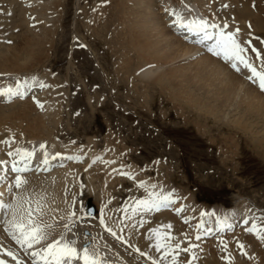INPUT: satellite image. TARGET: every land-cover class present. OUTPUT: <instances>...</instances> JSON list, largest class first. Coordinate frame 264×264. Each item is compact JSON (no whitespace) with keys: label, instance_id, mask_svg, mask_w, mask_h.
I'll list each match as a JSON object with an SVG mask.
<instances>
[{"label":"rangeland","instance_id":"374dc122","mask_svg":"<svg viewBox=\"0 0 264 264\" xmlns=\"http://www.w3.org/2000/svg\"><path fill=\"white\" fill-rule=\"evenodd\" d=\"M59 1H63L60 6V11L63 13L62 19L59 22L60 25L54 36L56 39L53 37L54 41L50 43V45L53 44L54 46L52 45V48H50L51 50L49 49V62L48 59L47 62L45 61V67L44 65V68L37 66L34 70L23 74V77L21 75H15L14 73H7L9 76L7 74L2 76L3 73H0V85L2 82V87L0 86V88L3 89L4 86L15 88L16 86L19 87L21 84L22 86L28 85L30 82L29 84L35 88L36 100L38 99L37 101L42 105V107H38L37 101H29L30 99L28 98L14 101L9 104H0V121L3 118V121L0 122V150L6 149L5 146L7 144L4 143V141H12L13 139L14 143H11V146L20 147V145L23 144L25 147H30H28V150H26L27 148L22 150L30 152L31 150H35V156L31 159H26L21 155L15 156V148L13 149L8 145L7 149H9V151L12 149L11 152H14L12 156L8 155L9 157L7 156L6 160H9V158L11 160L14 158L19 159L23 167H26V165H33L29 171H33L32 175L25 174V172L20 173V175L40 177L42 180H48V176L52 174L55 176L60 169L66 167L69 169L72 168L74 172L77 171L75 173L77 177L73 176L69 179L70 187L66 190V194L64 192L66 206L63 212L65 214L63 213L60 216L55 225V227L58 225L60 229L58 231L59 233L55 236H50L49 240H51H48L49 243L63 237L65 241L72 243L78 248L77 245H75L78 237L76 233L78 231L77 228L86 224L89 217H95L99 213V203L95 200L92 203V199H95V196L86 193L89 189V191L95 193L94 195H102L104 194V190L102 188L96 190L93 188L94 186L90 187L91 185L87 184V180L89 176L91 179L95 178L94 183L95 185L98 183L97 186L99 187H101L100 184L105 181L102 180V182H100L98 179V182H96V179L103 175L102 173L105 171V161L109 162L112 160L107 156L110 151L106 149L111 146L109 142H114L113 146L116 147L114 150L117 152H114V156L117 155L116 163H121L122 165L126 164V168H130L131 166L133 168L136 167L135 170H137L135 172L131 169L126 170L128 171L127 174L130 175L125 178L128 183L123 179L125 183L122 184V182H119L120 179H118L117 181L114 180L113 185L110 180L104 182L106 184H102L104 186L107 185L106 187L109 189L110 201L106 208L109 213L112 212L117 217H122L126 201L132 195L136 196L137 199L139 198V202H142V200L143 202H150L145 206V215H155L156 212L160 213L164 210L174 216L176 214L181 222L191 217L194 220L193 223L195 221L198 222V230H193L194 232L201 231L203 228L202 226H206L210 220L213 219L214 212L217 213L215 219H220L219 213L220 209L223 207L227 210L235 211L232 219H237L236 215H239V220L247 218L243 223L245 221L251 222L254 229L251 227L250 230H252L250 232H246L247 230H245L246 234L244 235H255L259 232V236L261 237L264 232V228L261 226L264 225L263 117L257 118L255 116L246 115L244 110L237 104L241 100V96L236 98V101H233V103H231L232 101L229 103L226 99L220 100L219 102L221 98L217 100L204 98V104H208L210 107L212 106L214 110L210 113L208 112L210 107L203 108L201 112L200 109H195L190 114L182 109L183 106H177V102L172 98L174 95L179 94V90H172V88L175 87L170 83L164 86H156L153 84V81L156 79V75L164 73L170 66L181 68L185 62H194V60L198 58L196 56L198 54H192L189 59L170 63L169 66H163L158 69H155L157 67H153V75L155 77L150 80L143 78L141 74L147 71L148 67L138 68V65L144 61L140 59V55L137 51L135 53L132 50L130 51L127 49L128 44L120 40L122 33L117 32L120 22H118L116 18L111 17L107 20L111 32L115 33L118 38L116 47L119 49H115V52L113 51V44L110 42L112 33L107 32L103 34L101 30V32L97 34L93 30L94 22H90L92 17L94 20H97L98 17L105 18V16H102L101 12H98V10L106 4L105 0H0V53L9 52L11 47H21L23 43L22 40L27 34L46 26L47 22L40 16L42 15L43 9L48 6H53ZM117 1L118 0H116V2ZM202 1L204 2V0ZM205 2L207 5L206 8L211 7L213 3L217 8V13L218 9L224 8L225 5L224 2L220 0H208V2ZM191 4L192 6H190V8L182 6L183 12L185 10V14L190 13V9L195 10V6L199 8V3L197 5ZM122 6L123 5H121V7ZM178 6L179 5L176 4L174 8L176 9ZM224 10L226 11L227 8H224ZM200 12L209 17L207 11L201 10V7ZM165 14L167 18V20H165L167 21V25H169L170 18L168 19V13ZM226 16L229 21L232 20L238 24L237 21L234 20L233 15L227 13ZM38 18L40 20H37ZM220 19L223 18L220 17ZM128 24V21L123 23L125 26H128ZM232 31L234 32L235 38H238L237 41L242 45L236 31ZM116 67L123 71L125 69L127 72V74H125L126 78L121 76L125 84L118 79L115 73ZM262 68L264 67L262 66ZM31 77H33V80ZM21 78L24 79L26 84ZM28 78L29 82L27 83ZM8 81L10 85H8ZM146 82L149 83L150 87H148ZM41 85H43V87ZM96 90H105V92H100V97L103 99L105 98L104 104H96L98 97L95 93ZM137 93L144 94L143 98L140 99V96L136 97ZM56 95L57 97L51 100V98ZM88 95H90L92 99H90ZM27 100L28 102H34L32 104L36 106L37 109L33 110V112H30V110L27 111V104H29L26 102ZM86 102L88 106L85 104ZM21 105L23 108H21ZM82 107L88 112H93L92 116L90 115L88 118H85L84 114L86 113L82 114ZM109 107L115 109H113V115L109 112ZM207 112L208 115L206 114ZM220 112H224V115H221ZM20 114L29 118L26 119L23 115L20 117ZM80 114H82V116H80ZM32 115H35L37 119L40 118V116L42 118L44 117L43 119L45 121L47 119L48 122L46 121V123L51 124L49 125L52 130L54 129L56 134L59 132L58 136L60 137L56 135L57 137L54 138L53 142L56 143L57 146L64 148V150L67 149L76 152V154L74 152L71 154H75L77 157H73L72 155L71 157H61L62 164H60L59 168L54 169L53 172L49 170L42 171L41 173L37 172L36 170L38 167H42V165L45 164V154L44 151L40 149V145L45 144L47 146L46 152H50L47 155L49 156L52 150V143L48 140L38 141L36 144L38 148L36 147L34 149L33 146H31L33 143L29 145L32 139H30V132L27 130L28 124H32L36 119ZM30 116H32L33 119ZM82 120H84L82 126L87 127L91 123V128L79 130L77 125H79ZM23 123L25 124L23 125ZM240 125L241 127H239ZM242 125L244 127H242ZM68 133H71V135L68 136ZM34 141L35 140H33V142ZM92 143L97 146L95 145L94 147L91 145ZM78 147L79 149H77ZM48 148H51V150L48 151ZM81 148H84V150L86 149V151H82V153ZM88 149L90 152L94 151L96 154L93 155L96 156L95 158L93 157L94 160L88 164H100L102 167V171L99 170L100 172H98L100 174H98L97 171H90L92 167H89L90 165L85 163L88 158L86 154V152H89ZM77 150L80 151V153H78ZM120 151L124 152V155L120 154ZM2 153H4V151H0V154ZM126 158L128 159L126 160ZM6 160L5 162H9ZM109 166L110 164L108 168ZM111 166H113V164ZM149 168H151V170ZM159 169L165 171L161 172ZM47 171L48 173H46ZM89 171L90 173H88ZM122 176L125 175L123 174ZM79 178H81L80 181H78ZM10 179L12 180L13 178L10 177ZM154 180L158 182L157 185H161V189H169L168 197L178 198L184 201L181 209L176 210L173 205H170V202H168L169 205L165 206L166 208L161 206L162 208L159 207L161 210L159 208L158 210L156 209V205L160 203L161 200L150 201L151 197L160 190L159 187H155ZM134 190L136 191L134 192ZM23 192H21V195H18L19 192L15 194L11 192L12 195L9 193V201L7 204L18 203L21 208H27L29 206V204L25 203L26 200L28 201V196L26 195L27 191H25L26 193L24 192V195L22 194ZM113 192H115V194H113ZM122 192L125 193V195L122 194ZM47 194L50 195L49 193ZM90 201L93 207L95 209L97 208V214L95 216L87 215L86 205L90 204ZM189 204H191V207ZM30 206L33 212H35L34 207H32L31 204ZM205 210H208L206 211L207 213ZM151 211L153 212L152 214ZM209 213H211V215ZM4 214L6 219H4V227L1 229L2 232H5L7 229L8 224L6 221L11 219V213L9 211L5 210ZM85 216H88L87 219H85ZM139 219V225L141 226L144 224L146 218L140 215ZM61 223L64 224L62 225ZM193 223H189L190 228ZM105 227L108 228V226ZM62 228H64V230ZM240 228V224L238 227L235 225L232 233L231 230H228L229 232H227V235L225 232L223 234L218 232L215 236H207L204 237V239H196L195 237L196 242L194 241L193 232L185 236H182L180 233L177 235L181 245L185 248V253L183 254L187 255L190 249L198 251L197 264H203L202 257L206 256L205 253H207L205 249L209 250V254L207 255L209 263L219 259L226 264H251L249 258L250 254L248 253L249 251H247L248 244H245L243 238L242 241L236 240V238H238L237 235L240 234ZM86 231L88 234H86ZM90 232L91 230H85L83 234L87 237H91L93 232ZM229 233H231L230 236H228ZM66 235H69V237L67 238ZM136 235L139 236L140 233ZM10 236L11 235H9V239L12 240L13 238ZM114 240L117 239L115 238ZM253 240V238L250 240L251 244L254 243ZM48 241L47 243L44 241L39 245L46 247ZM193 241L195 242L194 244L191 243ZM200 241H205V243ZM88 242L86 246L91 247L93 241ZM240 245H243V248H241ZM131 246L132 245L129 244V247ZM104 248L105 249H101L99 253L102 257H112L111 262L108 261L109 264H130L132 262L129 258L122 260L124 257L119 255L112 246L106 245ZM20 250L26 253L25 258L29 257L30 264H43V261H40L39 258L30 255L32 251H39L36 250V248L33 247L32 249L25 250L20 246ZM211 250H213L214 253ZM9 252L13 255H8ZM93 252L99 260V254L96 250ZM0 256L6 258L9 264H23V260L21 261L17 253L15 254V251L12 249L8 250L6 254L4 250L0 251ZM102 257H100V259ZM33 259L35 260L34 262ZM65 263L83 264V261L73 260L71 262L66 261ZM104 263L105 262H102L101 264ZM186 264H192V260H188Z\"/></svg>","mask_w":264,"mask_h":264},{"label":"bare ground","instance_id":"6f19581e","mask_svg":"<svg viewBox=\"0 0 264 264\" xmlns=\"http://www.w3.org/2000/svg\"><path fill=\"white\" fill-rule=\"evenodd\" d=\"M205 1L208 2V0H204V2L202 0H118L117 2H116V0H105L106 4L104 6H102L100 10H98V12H101L102 16H105V18L104 17L103 18L98 17L97 20H94V18L92 17V20L90 22H94V25H93L94 32L99 34L102 30V33L106 34L107 32L108 33L111 32L110 25L107 22L108 18H111V17L116 18V20L118 22H120V26L118 27L119 30L117 31L119 33H122L120 40L122 42H126V44H128L127 49H129L130 51L132 50L134 53L136 51L138 52V54L140 55L139 56L140 59H142L144 61L143 63L138 65V68L148 67L147 71H145L141 74V76L143 78L148 79V80L155 77L153 75V69H152L153 67H157L155 69H158V68H161L163 66H169L170 63H173L175 61L178 62L180 60L189 59V57L192 56V54H198V55H196L198 58H196V60H194V62H190V61L185 62L181 68H174V67L170 66L164 73L156 75V79L153 81V84H155L156 86H158V85L164 86V85H167L170 83L175 87V88H172V90H174V89L176 91L179 90V94L174 95V97L172 96L173 97L172 99L177 102L176 103L177 106H180V107L183 106L182 109H184L186 112L191 114L195 109H200V112H201V110L203 108L210 107L208 104H204V102H203L204 98H208V99L211 98L213 100L214 99L217 100L218 98H221V99H219V102H220V100L226 99V101H228L229 103L231 101H232L231 103H233V101H236V98L241 96V100L237 104H239V107H241V109L244 110V113H246V115L255 116L257 118L263 117L262 119H264V90L260 89L259 80L252 76V73L250 72L249 69L245 68L243 66V64H239L237 61H226L224 59L223 52H221V54L219 56H215V54L212 53V51L214 50L213 48H210V50H212V51H210L208 54H203L201 52L203 49L201 47V45H198V46H200L202 49L199 47L190 45V43L188 44L185 37H183V39H182L181 36H179V37L176 36L177 34L175 33V30L177 29V27H180L179 26V18L180 17H183L185 23H187L189 21L196 20V18H195L196 14L195 13H197V11L191 10L190 13L185 14L184 13L185 10L183 12L182 6L190 8V6H192L191 3L196 4V5L199 3V5H198L199 8L201 7L202 10H205L207 12L211 11L212 14L207 13L208 16L215 18V16L213 15L215 13H213V12H216L217 8L213 4L211 7H208V9H207L206 8L207 5L205 4L206 3ZM220 1L224 2V4H225L224 8H227V10L225 11L224 8L218 9V14L223 19H218V23L216 25H218L219 27L216 29V32L222 31V32L227 34V32H228L227 27H229L230 30H234V31L239 29V32L238 33L236 32V33L239 37V40L242 42L241 46L245 48V52L243 53V55L253 65V67L256 68L257 71L264 72V68H262V64H260V60L254 59L250 56V55L257 56L256 53L259 52L260 53L259 57L264 58V0H220ZM62 2L59 1V2L55 3L53 6H48V7L44 6L45 9H43V11L41 13L42 15H40V16L43 17V19L47 22L46 26H43V28L41 27L38 30H34V31L31 30L32 32H30V34H27V36L22 40L23 43H22V46L20 45L21 47H18V46H15L13 48L11 47L9 52H6V53L1 52L0 53V73L4 74V75L2 74V76H5L7 73H9V74L14 73L15 75L17 74L19 76L20 75L22 76L23 74H26L29 71L34 70L37 66H40V68L43 67L45 61L47 62V59L49 62L48 52L51 50L50 48H52V45H53V44L50 45V43H53V41H54L53 37L56 35L57 28L60 25L59 22L62 19L63 13H62V11H60L61 10L60 6L62 5ZM176 4L179 5V8L175 9L174 6ZM121 5H123V6L121 7ZM222 6H220V7H222ZM189 8H187V9H189ZM34 13H36V12H34ZM165 13H168V15H167L168 19L170 18V20H169L170 24L169 25H167V21H166L167 18L165 17L166 16ZM173 13H175V15ZM227 13H229L230 15H233L234 20L237 21L238 24H236L232 20L229 21L227 19V16H226ZM162 14H163V16H162ZM199 19H201L200 16H199ZM37 20H40V19L38 18ZM126 21H128V23H129L128 26L123 25V23ZM223 25H226V29L223 28ZM184 30L186 31V34L187 35L190 34V36H193L192 34L197 33V32L185 29V28H184ZM231 33L234 35L233 31ZM208 34H209V32H208ZM234 37H235V35H234ZM110 38H112L110 42L113 44V51L115 52V49H119L118 47H116V42H117L118 38L116 37L115 33H112V36ZM203 38H205V35ZM205 40H208V39H205ZM196 44H198V43H196ZM214 45H216V42ZM253 49H255L256 51H253ZM217 51H220V50L218 49ZM232 63H237V66L240 70L237 71L236 69H234L231 66ZM45 65H44V67H45ZM41 73H43V72H41ZM115 73H116L118 79L125 84V81H123L121 79V76L126 78L125 74H127V72L125 71V69L123 71V70L118 69L116 67ZM31 78L33 80V77H31ZM22 79L23 78H21V80ZM26 80H27V77H26ZM23 81H24V79H23ZM5 82H7V81H5ZM28 82H29V78H28L27 83ZM166 82H168V83H166ZM8 83H9V81H8ZM8 83H6V84H8ZM29 83H28V85H30ZM18 84H20V83H18ZM25 84H26V82H25ZM31 84H32V82H31ZM146 84L148 85V87H150L149 83L146 82ZM1 85H2V82H1ZM8 85H10V83ZM28 85L22 86V84H21L20 86H22V87L19 86L20 88L14 89V90L18 89V91H19L18 95H11V96L4 95L2 97H8V98L12 97L13 98V97L26 96V94H28V95H30V98H28V99H30L29 101H32L33 97L31 95H32L33 89H31L32 91H29L30 88H32V86H28ZM4 87H8V86H4ZM0 89H2V88H0ZM102 91L103 90H96L95 91L96 95L98 96L97 97V103H96L97 105L98 104H104L103 102L105 101L104 100L105 98L103 99L100 97V95H101L100 92H102ZM103 92H105V90ZM197 92H198V94H197ZM35 93H36V91H35ZM46 93H48V92H46ZM199 93H200V95H199ZM59 94H60V92H59ZM59 94H57V95H59ZM34 95H36V94H34ZM57 95L55 97H52L51 100L56 98ZM171 95H173V94H171ZM88 96L90 97V99H92L90 95H88ZM137 96H140V99H142L144 94H138L137 93L136 97ZM49 97H50V95H49ZM26 102L29 103V104H27L28 105L27 111L30 110V112H33V110L37 109V107L33 106V104H32L34 102H28V100ZM42 102H44V101H42ZM85 104L88 106L87 102ZM220 104H222V103H220ZM21 108H23L22 105H21ZM175 108H176V106H175ZM82 109H83L82 114L86 113V114H84L85 118H88L90 115L92 116L93 112L86 111V109H84V107H82ZM113 109H114L113 107H109V112L112 115L114 113ZM208 110H209L208 111L209 113L214 111L212 106ZM36 111H38V110H36ZM208 112L206 113L207 115H208ZM16 113H18V112H16ZM30 114H32V113H30ZM34 114H35V112H34ZM41 114H42V112H41ZM82 114H80V116H82ZM204 114H205V111H204ZM222 114L224 115V112L221 113V115ZM21 115H23V114H20V117H22ZM23 116H25V115H23ZM32 116L35 117V115H32ZM32 116H30V117H32ZM241 116H242V113H241ZM27 118H29V117H26V119ZM43 118L41 116L38 119L36 118L32 124H28V129H27L30 132L29 133L30 137H31L30 139H32V141L29 142V145L31 143H33V145H31V146H33V149L37 147L36 144L38 143V141L48 140L52 143V150H51V148L50 149L48 148V151L51 150V154L49 156H47L48 157L47 158V160H48L47 164H43L42 167H38V169L36 170L37 172L39 171V169H41L42 171H46V170L50 171L51 169L54 170V169L59 168L60 164H62L61 163V160H62L61 157H66V156L71 157V155H72L71 153L74 152V151L67 150V149L64 150V148L57 146L56 143L53 142L54 138L58 136L59 132L56 134L54 129L52 130V128L50 126L51 124L49 123L50 124L49 125L48 123H46L47 119L45 121ZM8 119H9V117H8ZM32 119H33V117H32ZM11 120H12V118H11ZM21 120H23V119H21ZM84 120H82L80 122V124L77 125L79 130H82L84 128H91V123L87 127L82 126ZM2 121H3V118L0 122H2ZM53 121H54V119H53ZM15 122H16V120H15ZM15 122H13V123H15ZM57 122H56V124H57ZM24 124L25 123H23V125ZM237 127H238V125H237ZM239 127H241V125ZM242 127H244V126L242 125ZM25 133H26V131H25ZM67 135L70 136L71 133H68ZM109 136H111V135H109ZM58 137H60V136H58ZM108 139H106V140H108ZM33 140H35V141L33 142ZM111 141H112V139H111ZM96 143L98 145L97 141H96ZM109 144H111V146H109ZM109 144H108L109 148H107L106 150H109L110 152H108V151H106V152L109 153V154L107 153L108 154L107 156H109V158L112 159L111 160L112 162L109 161L110 162L109 163V162L105 161L106 164L104 165V170L106 172L104 171L102 173L103 174L102 176L99 175L101 177L98 176L99 178L96 179V182H98V179L100 180V182H102V180H105L102 182V184H106L104 182H108V180H110L112 185H113L114 180L117 181L118 179H120L119 182H122V184H124L125 181H127V179H125V178L130 176L129 174H127L128 171H126V170L131 169L133 172H135V171H137V170H135L136 167L133 168L131 166L130 168L129 167L126 168L125 167L126 164L122 165L121 163H116L117 155L114 156V152H116L114 150L116 149V147L113 146L114 142H109ZM91 145H93L95 147L96 144L94 145L92 143ZM7 146H8V144L5 146L6 149L0 150V151H4V153L0 154V162H2V163H0V193H3V195L0 196V199L2 201H5V204L8 203L9 193L6 195V191L8 190L9 185L12 186V192L14 194L16 192H19L18 195L19 194L21 195V192L27 191V193L26 192L25 193L28 196V201L30 202L32 207H34V210H35V212H33L34 219H36L38 223L50 225L51 227L48 228L47 231L50 233V236H55L57 233H59L58 231L60 230L58 228V225L56 227H55V225H56L57 221L59 220L60 216L64 213L63 210L66 206V201H65L64 195L66 194V192H67L66 190L68 189V187H70L69 179L71 177L75 176V173L77 171L74 172L72 168L69 169L66 167L64 169H60V171L57 172V174L55 176L53 174L48 176V178H47L48 180H42V178L40 179V177L38 178V177H31L28 175L27 176L20 175V173H16V172L12 171L13 164H16V166L18 168H21V169L26 168L27 169L25 171H22L21 173L29 172L30 169H28L27 167L21 166L19 159L14 158L15 160L14 159L11 160L9 158V160H6L7 156H8V152H10L12 150L11 148H13V149L15 148L14 151H16L17 149H21V150L26 149V148L28 149V147H30V146L25 147L23 144L20 145V147L19 146L18 147L17 146H11L10 151H9V149H7ZM50 146H51V144H50ZM93 146H92V149H93ZM3 148H4V146H3ZM77 149H79V147ZM118 150H119V148H118ZM14 151H12V153ZM33 151H35V150H33ZM82 151L85 152L86 149L84 150V148H83L81 150V152ZM88 151H89V149H88ZM77 152L80 153V151H78V150H77ZM91 152L90 151L86 152L88 158L85 161V163H87V164L89 162L93 161L94 158L96 157V156H93L95 154L94 151H91ZM48 153H50V152H47V155H48ZM74 153L76 154V152H74ZM75 154H73L72 156L77 157ZM120 154L124 155V152L120 151ZM126 156H127V154H126ZM81 157H82V155H81ZM81 157H79V158H81ZM128 157H129V154H128ZM127 159L128 158H126V160ZM5 160L9 161L8 164L2 165L4 163H7V162H5ZM109 164H110V166L108 168ZM112 164H113V166H111ZM88 165H90L89 167H92L90 169V171H93V172L97 171V173L100 172L99 170L102 171V167L100 164H88ZM102 166H103V164H102ZM149 169L151 170V168H149ZM159 170H161V172L165 171L162 169H159ZM90 171L88 173H90ZM12 172H13V174L11 175ZM119 173H121V174H119ZM98 174H100V173H98ZM123 174L125 176H122ZM8 175L12 176L13 179L12 180L10 179V181H9L10 184L6 186L4 183L3 177H5V176L7 177ZM17 175L22 176L23 179L27 181V183L24 184L20 188L15 187V178ZM75 177H77V176H75ZM89 177L87 180V184H90L91 185L90 187L94 186L93 188H95L96 190L99 188H102L104 190V194L94 195L95 193L89 191V189H88V192L86 193L88 195L93 194V196H95V201L97 203H99L100 209H99V213L95 217H89L87 219L88 216H85L86 217L85 219H87V221H86L87 223L79 226V228L76 227L78 229V231L75 228V230L77 231L76 233L78 235L77 240L75 242V245H77V247H78L77 249L79 251L82 252L84 246L87 245V240H88V241H93L92 246L89 248L93 251L96 250V252L99 254V256H100V253H99L100 250L105 249L104 246L110 245V246H112L113 249L116 250V252L119 255H122L124 257V258H122V260L125 258L131 259L132 262L130 264H153V261H156V264H186L188 262V260H192V264H197L198 251L197 250L194 251V250L190 249L188 251L187 255L183 254V253H185V251H184L185 248L183 245H181V242L178 239L177 234L180 233V234H182V236L183 235L185 236V235H188L189 233L193 232V230H196V229L198 230V222L195 221L193 223L194 220L191 217L185 219L184 222H181L180 218L177 217L176 214L174 216V215H172V214H170L164 210H163V212H160V213L156 212L155 215H145L144 214V212L146 210L145 206H147L150 202L146 201L144 204H142L141 202H139V198L137 199L136 196H132V195L126 201L125 209L123 208V216L117 217L112 212L109 213V211H107V209H106L107 205L109 204V201H110V197H109L110 194L108 193L109 189H107V187H106L107 185L104 186V185L100 184L101 187H99V186H97L98 183H96L97 185H95V183H94L95 178L91 179ZM123 179H125V181ZM80 180H81V178L78 179V181H80ZM139 180L140 179L138 178V181ZM158 181H160V180H158ZM154 182H155V187H159L160 190L158 193H155L153 196L151 195L152 197H151L150 201L161 200V202L156 205V209L158 210V208L161 206L165 207V206L169 205L168 202H170V205H173L176 210L181 209L184 201H182L178 198L168 197L169 189H166V188L161 189L160 188L161 185H157L158 182L155 180H154ZM127 183H128V181H127ZM109 184H110V182H109ZM29 191H30V193H29ZM135 191L136 190H134V192ZM24 192L22 193L23 195H24ZM64 192H65V194H64ZM47 193H49L51 196L48 195ZM78 194H80V193H78ZM113 194H115V192H113ZM122 194L125 195V193H123V192H122ZM105 195H107V196H105ZM124 195H123V197H124ZM93 196H92V198H93ZM129 196H130V194H129ZM190 200H188V201H190ZM190 205L191 204H189V206ZM37 208H39L40 211H37ZM161 208H159V209L161 210ZM206 211H208V210H205V212ZM233 211L234 210H227V209L222 207L220 209V213H219L220 219H215V215H217V213L214 212L213 219H211L208 224L206 223L207 224L206 226H202L203 228L201 229V231H194L193 232L194 241H195V237H196V239H197V237H199V239H204V237H207V236L208 237L215 236L218 232H220L221 234H223L225 232V234L227 235V232H229L228 230H231V233H232L233 227L235 225H236V227H238V225L240 224V227H241L240 230L241 231H240V234L237 235L238 238H236V240L242 241L244 239L245 244L246 243L248 244L247 251H249L248 253L250 254L249 258H250L251 264H264V241H263L264 239H261V237L259 236V232L256 233L255 235H252V234L251 235H248V234L244 235V234H246L245 230H247L246 232H250L254 228L251 225L250 221H245L243 223V221L245 219L247 220V218H245V219L240 218L241 220H239V218H238L239 215H236L237 219H232L234 216V213H235V211L234 212ZM3 213L4 212H1V215H0L1 221H2V223L0 224V247L4 250L5 254L8 250L12 249L13 251H15V254L17 253V255L19 256V259L21 261L23 260L22 261L23 264H30L29 263V257L25 258L26 253L21 252L20 246L15 242V240L13 241V239L12 240L9 239V235H10L9 231H7V230L5 232L1 231V229L4 227V219H6L5 214H4V217L2 220ZM152 213L153 212L151 211V214ZM209 214L211 215V213H209ZM84 215H86V214H84ZM140 215H143L146 218L144 221V224H142L141 226L139 225V223H140L139 222V220H140L139 216ZM187 216H189V215H187ZM69 218H70V216H69ZM199 218H200V216H199ZM145 223H147V224H145ZM189 223L190 224L193 223V225L191 226L192 230L189 227L190 226ZM59 226H60V224H59ZM105 226H108V228H106ZM261 226H263V228H264V225H261ZM251 227H252V229L250 230ZM7 228H8V226H7ZM62 229L64 230V228H62ZM108 229H110L111 231H109ZM85 230H91V232H93V235L91 237L85 236L83 234ZM68 233H71V232H68ZM76 233H75V235H76ZM113 233H114V235H113ZM137 233H140V235L139 236L136 235ZM231 233H229L228 236H230ZM66 236H67V238L69 237V235H66ZM261 236H264V232L262 233ZM10 237H12V236H10ZM115 238L117 240H114ZM252 238L254 239L253 244L250 243V240ZM232 239H234V238H232ZM47 241H45V242L47 243ZM49 241H48V243H49ZM194 241L191 243L194 244L196 242V241L195 242ZM200 242L205 243V241H200ZM129 244L132 246L129 247ZM158 244L161 246L159 250H157ZM230 244H231V242H230ZM233 246H234V244H233ZM33 247L36 248V250H41L42 248H44L42 245H34ZM165 248L168 249L167 258H165V252H164ZM137 249H139V251H137ZM205 251H207V253H205ZM205 251H204V253L206 256L202 257L203 264H226L224 262H221V260H219V259L215 260L212 263H209L208 259H207V255L209 254V250L205 249ZM211 251L213 252V250H211ZM141 253H143V255H141ZM100 257H102V256H100ZM100 257H99V260L101 261V263L105 262L104 264H109V262H111V260H112V257H110V256H108V257L104 256L101 259H100ZM103 259H105L107 261H105ZM7 263L9 264L7 259L2 258L0 256V264H7ZM127 263H129V262H127ZM242 264H244V263H242Z\"/></svg>","mask_w":264,"mask_h":264},{"label":"snow or ice","instance_id":"6c2138e0","mask_svg":"<svg viewBox=\"0 0 264 264\" xmlns=\"http://www.w3.org/2000/svg\"><path fill=\"white\" fill-rule=\"evenodd\" d=\"M175 15V13H173ZM179 26L181 28L188 29L194 32H203L206 39H213L211 35L208 34L207 29L209 27L218 28V25L212 24L209 25L206 20H193L187 23L184 22L183 17L179 18ZM239 32V29L236 30ZM250 43V42H249ZM216 49L220 51H214L215 55H220L221 52L224 54V59L226 61H237L239 64H243V66L250 70L252 76L259 80V87L261 90H264V72H259L255 67L245 58L243 53L245 52V48L241 46V44L237 41L233 34H226L224 32L219 33V37L216 40ZM253 51H256L253 49ZM256 55L259 57L260 53L257 52ZM262 65H264V59L261 61ZM234 69L239 71L240 69L237 66V63H232L231 65ZM43 87V85H41ZM19 91L14 90L12 88L0 89V96L4 95H18ZM38 107H42L37 101ZM4 143L8 144L11 147V143H14V139L12 141H4ZM47 146L45 144L40 145V149L44 151L45 160L44 163L47 164ZM16 154L21 155L26 159H31L35 156L34 151H26L17 149ZM9 156H12L13 153L8 152ZM2 163V162H0ZM27 170L18 168L16 164H13L12 171L16 173H21L22 171ZM27 181L23 179L22 176L17 175L15 178V187L20 188ZM8 191L12 192V186L10 185ZM3 193H0L2 196ZM25 203L29 204L27 208H21L20 205L17 204H5L0 201V212L5 210L11 213V219L7 220L8 228L12 238L16 241L17 244L21 246V248L32 249L34 245H39L44 241L49 240L50 233L47 231L50 228V225H45L42 223H38L36 219L33 217V209L30 206L29 201H25ZM142 204L145 202H141ZM37 211H40L37 208ZM214 215V214H213ZM111 231L110 229H108ZM114 235V233H113ZM199 239V237H197ZM261 239H264V236H261ZM160 245H157V250L160 249ZM243 248V245H240ZM139 251V249H137ZM165 258L168 256V249H164ZM8 255H13L11 252ZM33 257H38L40 261H43V264H65V262H71L73 260H82L83 264H101V262L96 258V254L89 248L84 247L81 251H79L72 243H69L64 240L63 237L60 239H56L47 244L46 247L42 248L39 251H32L30 253ZM143 255V253H141ZM153 264H156V261H153Z\"/></svg>","mask_w":264,"mask_h":264},{"label":"water","instance_id":"95a60500","mask_svg":"<svg viewBox=\"0 0 264 264\" xmlns=\"http://www.w3.org/2000/svg\"><path fill=\"white\" fill-rule=\"evenodd\" d=\"M89 213H90V214H94V213H95V209H94L93 207H91V208L89 209Z\"/></svg>","mask_w":264,"mask_h":264}]
</instances>
